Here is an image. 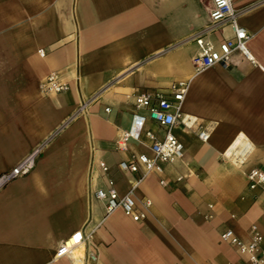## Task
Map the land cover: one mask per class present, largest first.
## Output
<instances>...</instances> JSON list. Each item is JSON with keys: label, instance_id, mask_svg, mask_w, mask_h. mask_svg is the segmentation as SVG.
I'll list each match as a JSON object with an SVG mask.
<instances>
[{"label": "crops", "instance_id": "obj_1", "mask_svg": "<svg viewBox=\"0 0 264 264\" xmlns=\"http://www.w3.org/2000/svg\"><path fill=\"white\" fill-rule=\"evenodd\" d=\"M247 4L238 23L257 63L235 53L227 67L197 71L196 45L178 43L207 23L211 0H0V172L49 138L34 168L0 189V264H249L220 237L232 229L246 240L251 224L264 232V192L246 179L251 168L264 170V0L235 1ZM231 34L225 25L209 37ZM51 71L65 91H43ZM179 79L187 80L186 124L172 131L183 155L161 173L122 171L117 163L131 151L149 153L145 136L127 150L114 144L134 96ZM146 127L162 135L155 122ZM108 177L121 195L139 180L135 197L151 200L145 219L106 213L93 192ZM78 230L83 243L56 257Z\"/></svg>", "mask_w": 264, "mask_h": 264}, {"label": "built area", "instance_id": "obj_2", "mask_svg": "<svg viewBox=\"0 0 264 264\" xmlns=\"http://www.w3.org/2000/svg\"><path fill=\"white\" fill-rule=\"evenodd\" d=\"M236 0H211L209 19L206 24L199 28L191 36L179 41L178 46H183L193 42L197 51L192 56V64L195 70L200 71L220 64L227 67L233 62V55L240 54L243 58L252 63H257L248 48V41L251 34L245 27L238 23L241 12L248 10L250 4L242 8L235 7ZM225 25H229L232 34L224 39L214 42L210 35ZM43 54L41 49L38 50ZM42 89L45 92L59 93L68 88V83L64 81L57 71H51L43 80ZM187 80L179 79L173 81L166 89L156 88L154 90L143 91L134 96L135 110L132 112L127 128L121 130L114 144L117 149L127 150L130 140L142 143V137L149 140L147 152L131 151L127 158L121 159L117 166L125 172H141V176L148 172L161 173L165 163L173 162L183 155V143L173 133L172 128L177 123L186 124L182 116V102L184 100ZM98 98V92L93 93L83 100L72 112L63 124L62 128L71 120L82 113L90 102ZM109 110L108 107L105 108ZM148 120L155 122L163 130L162 135H158L152 129L146 127ZM208 133L199 126L198 137L207 140ZM49 138L35 145L20 160L10 168L0 172V189L13 179L28 174L35 166L36 159L44 150ZM103 172H107L108 165L104 161L99 162ZM178 180L181 179L179 176ZM247 187L251 190L260 189L264 192V170L251 168L246 173ZM139 180L132 183L130 188L119 194L114 180L107 178V186L99 188L93 192L94 197L104 202L106 213L121 209L122 212L134 221L146 218L151 206V200L145 198L138 201L134 195V188ZM161 184H165L160 179ZM246 240L240 239L232 229L221 232L222 240L237 247L240 253L247 255L249 264H264V232L256 224H251L247 230ZM82 231H75L73 234L62 240L57 247L56 257L71 255L73 250L79 247L85 240ZM91 258L95 255L90 252Z\"/></svg>", "mask_w": 264, "mask_h": 264}, {"label": "bare ground", "instance_id": "obj_3", "mask_svg": "<svg viewBox=\"0 0 264 264\" xmlns=\"http://www.w3.org/2000/svg\"><path fill=\"white\" fill-rule=\"evenodd\" d=\"M184 120V119H183Z\"/></svg>", "mask_w": 264, "mask_h": 264}]
</instances>
